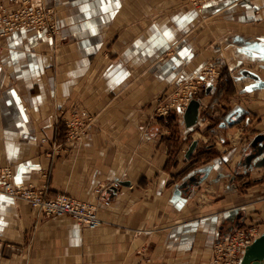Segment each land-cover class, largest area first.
<instances>
[{
    "label": "crops",
    "instance_id": "crops-1",
    "mask_svg": "<svg viewBox=\"0 0 264 264\" xmlns=\"http://www.w3.org/2000/svg\"><path fill=\"white\" fill-rule=\"evenodd\" d=\"M32 1L54 10L57 32L17 30L2 42L0 168L27 188L95 204L102 223L91 230L0 197V264H208L214 242L237 228L263 233L264 168L242 160L264 134V0ZM208 63L223 65L236 94L216 100L210 85L191 130L209 114H223L217 139L241 127L231 145L202 146L194 134L187 159L191 130L171 139L153 104ZM74 110L92 120L69 141L61 120ZM206 148L212 158L186 173ZM193 173L198 183L182 190ZM115 181L129 185L105 188Z\"/></svg>",
    "mask_w": 264,
    "mask_h": 264
},
{
    "label": "built area",
    "instance_id": "built-area-1",
    "mask_svg": "<svg viewBox=\"0 0 264 264\" xmlns=\"http://www.w3.org/2000/svg\"><path fill=\"white\" fill-rule=\"evenodd\" d=\"M11 1L13 3L8 6L3 0H0V53L2 42L17 30L28 31L31 29L38 32L43 31L50 35L56 34L57 24L55 23L53 9L41 6L32 0ZM194 1L199 2L202 6V4L216 0ZM222 68V65L219 63L217 65L208 63L200 71L183 76L178 82V90L175 91V99H173L172 103H170L171 101L168 99V96L162 97L163 100L161 98L158 99L157 102H168L161 104L158 110V117H162L164 122H167L169 114L174 109L177 115L183 118L186 106L192 98L199 99L200 93H203L205 88L218 84ZM62 120L67 125L66 139L71 141L80 139L87 134L91 117H85L83 112L74 110L68 117H64ZM219 137L222 138L224 135L220 134ZM43 141L46 142V140ZM0 181L4 182L3 188L0 189V195L6 194L13 199H24L32 208H35L46 217L69 216L91 230L99 227L102 223L97 206L93 203L90 204L65 193L50 196L46 194L45 188H27L22 184L17 188L13 171L9 166L0 168ZM120 186L121 181H115L105 188H109V191L113 192L114 188L120 189ZM105 188H101L102 190L99 188L98 191L102 192ZM101 201L105 206L110 204L107 194L101 195ZM259 236L260 232L255 226L237 228V230L227 237L214 242L209 264H240L246 248Z\"/></svg>",
    "mask_w": 264,
    "mask_h": 264
},
{
    "label": "water",
    "instance_id": "water-1",
    "mask_svg": "<svg viewBox=\"0 0 264 264\" xmlns=\"http://www.w3.org/2000/svg\"><path fill=\"white\" fill-rule=\"evenodd\" d=\"M264 87V83H262ZM201 101L197 98H192L187 108L183 113V121L185 127L191 129L198 124ZM198 145V140H193L187 149L185 154L187 159H190ZM249 151L244 157V165L249 169L250 167L264 168V134H259L255 136L249 143ZM123 185H129L128 181L121 182ZM192 183H198L196 176L188 177L181 185L180 188L184 191L189 190ZM114 190H116L114 188ZM242 214L237 216L239 219ZM264 262V232L260 234L259 237L255 238L251 245L246 248V252L243 255L240 264H263Z\"/></svg>",
    "mask_w": 264,
    "mask_h": 264
},
{
    "label": "rangeland",
    "instance_id": "rangeland-1",
    "mask_svg": "<svg viewBox=\"0 0 264 264\" xmlns=\"http://www.w3.org/2000/svg\"><path fill=\"white\" fill-rule=\"evenodd\" d=\"M186 2H188L189 4H191V5H193L194 7H196L197 9L198 8H202V6H204V5H207V4H212V3H215L216 1H213V2H209V3H206V4H202V6H201V4L199 3V2H196V1H194V0H185ZM209 64H213V63H209ZM213 65H217V64H213ZM223 69V71H224V68H222ZM183 76H185V75H182L181 76V78L183 77ZM220 76V75H219ZM180 78V77H179ZM222 79H221V76H220V78H219V82H218V84H216L217 86L216 87H218V85L220 84V81H221ZM180 80H178L176 83H175V85H172V88L170 89V90H166V91H163V92H161V94L159 95V96H157L156 98H155V100H154V107L155 108H153V112H152V114H151V117H152V119H154V120H158V121H160V122H162L163 124H165V126H166V123H168V121H169V119L171 118V117H175V120L177 121V123H178V126H179V129H178V136L180 137V135H183V136H185L184 134H180V130H184V121H183V119L182 118H180L178 115H177V113L174 111V109H172V111H171V113L169 114V116H168V121L167 122H164V120H163V118L162 117H158V114H159V108H160V106H161V104H163V103H168L167 101L166 102H164V101H159V102H157L158 101V99L159 98H161V100H163L162 99V97H166V96H168L169 98V100L171 101L170 103H172L173 102V99H175V91H177L178 90V82H179ZM234 81H235V79H234ZM263 81V80H262ZM261 81V82H262ZM206 89L207 88H205L204 90L206 91ZM203 90V93L201 92L200 94H202V96H203V98L207 95L206 94V92ZM216 91V90H215ZM201 96V95H200ZM168 100V101H169ZM235 101V99H233V101H231V103H229V104H232V103H235L234 102ZM214 103L215 104H212V106L214 107V108H216L217 107V101H214ZM228 105V104H227ZM201 107L203 106V105H200ZM204 108V107H203ZM219 108V107H218ZM225 109V113L226 112H228L229 110L227 109V108H224ZM82 112V111H81ZM224 113V112H223ZM84 114V116L85 117H91V115H87V114H85V113H83ZM221 116H219V117H215V115L213 114H209V117L210 118H208V125H206L207 126V129L204 131V132H202L201 130H200V128H202V129H204L205 128V125H203V126H200L199 127V129H194L193 131L191 130L186 136H187V138H186V140H184V143H186V145H190V143H191V141L194 139H196L195 137H194V134H196L197 136H199V140L201 141V144H202V146H204V145H206V143H215L216 145L217 144H219V146L220 145H231V143L232 142H234V140L237 138V136H238V131L239 130H237V129H239L241 126H239V127H237V129H232L231 127H230V125L228 124V126L229 127H225L224 128V131L223 130H220V131H223V132H221L220 134H223L224 135V137H222V138H220V140H219V138L217 139V135L215 136L214 135V130L215 129H217L216 128V125H215V123H218L220 120L219 119H221V117L223 116V114H220ZM91 120H92V117H91ZM61 122H64V120H61ZM91 122V121H90ZM203 122H205L204 120H203ZM200 123H202V121H200ZM206 123V122H205ZM199 124V123H198ZM233 125V124H232ZM234 126V125H233ZM183 127V128H182ZM192 128V127H191ZM188 129V128H187ZM189 130V129H188ZM220 134H218V135H220ZM226 141V142H225ZM219 142V143H218ZM195 176H196V180H199L198 178H199V176H200V174L199 173H193ZM1 182V181H0ZM4 184V182H1L0 183V189H2L3 188V185ZM16 184V187L18 188L21 184L20 183H15ZM23 185V184H22ZM25 187H26V185H24ZM4 196H7L6 194H4V195H0V197H4ZM7 197H9V196H7ZM18 199H21V198H17V200ZM21 200H23V201H25V202H27L26 200H24V199H21ZM28 203V202H27ZM29 204V203H28ZM30 205V204H29ZM209 264V263H208ZM263 264H264V262H263Z\"/></svg>",
    "mask_w": 264,
    "mask_h": 264
},
{
    "label": "trees",
    "instance_id": "trees-1",
    "mask_svg": "<svg viewBox=\"0 0 264 264\" xmlns=\"http://www.w3.org/2000/svg\"><path fill=\"white\" fill-rule=\"evenodd\" d=\"M235 94H236V91H235L234 81L232 77L226 71H223L222 80L220 84L218 85V87L216 88V93H215L214 98L216 100L225 99V98L233 97ZM166 126L171 131V135H170L171 139L176 140V136H178L177 133H178L179 126L174 116L169 119L168 123H166ZM211 155H212L211 148L203 149V151L193 156L195 159L194 161H192L190 166L187 167L185 172L189 173L192 170V166L200 163L202 160H205V162L210 160L212 158V157L210 158Z\"/></svg>",
    "mask_w": 264,
    "mask_h": 264
},
{
    "label": "flooded vegetation",
    "instance_id": "flooded-vegetation-1",
    "mask_svg": "<svg viewBox=\"0 0 264 264\" xmlns=\"http://www.w3.org/2000/svg\"><path fill=\"white\" fill-rule=\"evenodd\" d=\"M222 67H223V65H222ZM224 68V67H223ZM222 72H223V69L221 70V74H220V76H221V79H222ZM221 82V81H220ZM205 91V90H204ZM206 92V91H205ZM202 99H203V96H202V94H201V96L199 97V100L200 101H202ZM200 111H201V108H200ZM200 116V115H199ZM243 163H244V158H243Z\"/></svg>",
    "mask_w": 264,
    "mask_h": 264
},
{
    "label": "snow or ice",
    "instance_id": "snow-or-ice-1",
    "mask_svg": "<svg viewBox=\"0 0 264 264\" xmlns=\"http://www.w3.org/2000/svg\"><path fill=\"white\" fill-rule=\"evenodd\" d=\"M113 2V0H108V3L111 4Z\"/></svg>",
    "mask_w": 264,
    "mask_h": 264
}]
</instances>
